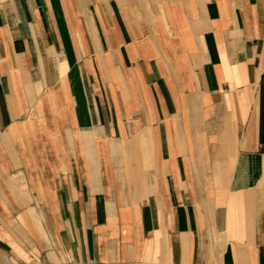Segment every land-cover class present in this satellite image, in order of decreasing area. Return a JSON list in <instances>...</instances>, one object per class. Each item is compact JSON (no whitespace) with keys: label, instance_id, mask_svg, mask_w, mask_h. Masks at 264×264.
I'll list each match as a JSON object with an SVG mask.
<instances>
[{"label":"crops","instance_id":"obj_1","mask_svg":"<svg viewBox=\"0 0 264 264\" xmlns=\"http://www.w3.org/2000/svg\"><path fill=\"white\" fill-rule=\"evenodd\" d=\"M0 255L264 264V0H0Z\"/></svg>","mask_w":264,"mask_h":264},{"label":"rangeland","instance_id":"obj_2","mask_svg":"<svg viewBox=\"0 0 264 264\" xmlns=\"http://www.w3.org/2000/svg\"><path fill=\"white\" fill-rule=\"evenodd\" d=\"M4 254L8 255L9 257L11 256L9 253H8V254H7V253H4ZM2 255H3V254H2ZM0 256H1V255H0ZM25 257H26V261H16V260H15L16 263H17V264H35V263H39V264H41L40 262L31 259L29 256H25ZM0 264H8V263H5V262L1 261V259H0Z\"/></svg>","mask_w":264,"mask_h":264}]
</instances>
